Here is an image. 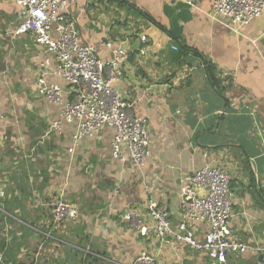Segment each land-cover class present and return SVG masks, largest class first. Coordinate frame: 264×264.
Segmentation results:
<instances>
[{
    "label": "crops",
    "instance_id": "crops-1",
    "mask_svg": "<svg viewBox=\"0 0 264 264\" xmlns=\"http://www.w3.org/2000/svg\"><path fill=\"white\" fill-rule=\"evenodd\" d=\"M129 2L134 8L75 0L71 13L82 42L111 39L129 51L116 85L147 120L152 143L143 172L112 157L111 127L82 140L74 153L68 151L71 124L61 135H46L59 109L37 94L34 39L14 33L17 7L0 0V109L7 116L0 124V188L6 191L0 264H34L37 257V264H82L87 253L106 264H133L143 251L155 264H213L187 245L160 244L152 229L137 233L123 217L134 210L151 226L146 204L154 197L178 224L183 180L209 160L231 176L233 236L264 244V14L235 31L226 17H213L211 0ZM141 34L149 39L145 55ZM99 52L109 56L102 46ZM62 191L81 217L46 228L50 203ZM253 258L264 264V255L251 253L230 262L254 264Z\"/></svg>",
    "mask_w": 264,
    "mask_h": 264
},
{
    "label": "built area",
    "instance_id": "built-area-1",
    "mask_svg": "<svg viewBox=\"0 0 264 264\" xmlns=\"http://www.w3.org/2000/svg\"><path fill=\"white\" fill-rule=\"evenodd\" d=\"M17 7L16 35L29 34L35 42L34 59L38 66L35 90L38 95L56 105L58 116L52 120L46 135L63 134L67 124L73 126L69 153H74L82 140L94 138L105 127L114 131L111 155L119 161L130 160L143 172L150 156L151 133L144 116L136 115L133 105L125 101L117 83L122 66L129 56L124 44L106 39L100 44L84 43L75 28L71 7L75 0H11ZM212 15L224 16V24L238 31L264 14V0H211ZM194 4V0H189ZM140 53L149 51L147 35L140 36ZM109 51L102 57L99 47ZM174 49L178 46L174 45ZM56 79L61 80L60 82ZM63 82V83H61ZM7 116L0 109V124ZM207 157L208 155L205 154ZM6 191L0 188V198ZM181 219L174 224L168 206L150 197L146 204L152 225L134 210L124 219L141 235L152 229L160 244L166 242L187 245L213 264H231L230 257L251 253L260 259L264 244L243 242L233 236L229 226L233 217L234 190L227 170L213 161L188 174L181 185ZM0 211H4L0 204ZM46 228H58L77 223L81 212L66 199L62 191L50 203ZM35 232H40L34 227ZM54 239L50 231L41 232ZM38 257L34 264H37ZM133 264H155V256L143 251ZM261 264V262H259Z\"/></svg>",
    "mask_w": 264,
    "mask_h": 264
},
{
    "label": "trees",
    "instance_id": "trees-1",
    "mask_svg": "<svg viewBox=\"0 0 264 264\" xmlns=\"http://www.w3.org/2000/svg\"><path fill=\"white\" fill-rule=\"evenodd\" d=\"M117 1L119 2L120 6H127L129 9L134 8V5L131 4L129 2V0H117ZM210 75H211V80H212L213 84L219 89V91L221 90V92H222V89L220 86V81L217 78H215V76L213 75V71H212L211 67H210ZM6 209L8 210L7 207H6ZM11 211H12V209H11ZM82 264H106V263L102 259H100L99 257L94 256L91 253H87L85 256V260L82 261Z\"/></svg>",
    "mask_w": 264,
    "mask_h": 264
},
{
    "label": "rangeland",
    "instance_id": "rangeland-1",
    "mask_svg": "<svg viewBox=\"0 0 264 264\" xmlns=\"http://www.w3.org/2000/svg\"><path fill=\"white\" fill-rule=\"evenodd\" d=\"M54 136H57L56 134L54 135ZM250 175V174H249ZM4 215V214H3ZM84 255H85V253H84ZM257 258V257H256ZM254 259V264H255V262H256V259L255 258H253Z\"/></svg>",
    "mask_w": 264,
    "mask_h": 264
},
{
    "label": "water",
    "instance_id": "water-1",
    "mask_svg": "<svg viewBox=\"0 0 264 264\" xmlns=\"http://www.w3.org/2000/svg\"><path fill=\"white\" fill-rule=\"evenodd\" d=\"M75 28H76V30L78 31V26H77V24H75ZM78 33H79V31H78Z\"/></svg>",
    "mask_w": 264,
    "mask_h": 264
}]
</instances>
